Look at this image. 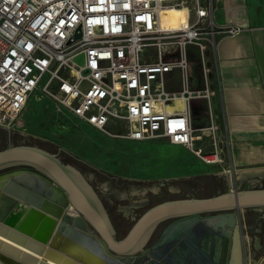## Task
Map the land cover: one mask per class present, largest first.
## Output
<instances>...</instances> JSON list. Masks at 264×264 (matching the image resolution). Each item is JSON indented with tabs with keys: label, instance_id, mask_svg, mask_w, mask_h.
Wrapping results in <instances>:
<instances>
[{
	"label": "built area",
	"instance_id": "obj_1",
	"mask_svg": "<svg viewBox=\"0 0 264 264\" xmlns=\"http://www.w3.org/2000/svg\"><path fill=\"white\" fill-rule=\"evenodd\" d=\"M216 1L0 0V126L18 130L41 91L59 113L111 135L163 138L205 164L224 162L211 59L248 25L238 10L218 20ZM195 99L206 100L208 125H196ZM217 133L205 152L198 141Z\"/></svg>",
	"mask_w": 264,
	"mask_h": 264
},
{
	"label": "water",
	"instance_id": "obj_2",
	"mask_svg": "<svg viewBox=\"0 0 264 264\" xmlns=\"http://www.w3.org/2000/svg\"><path fill=\"white\" fill-rule=\"evenodd\" d=\"M14 165L29 166L0 172V223H11L8 234H17L27 245L34 240L38 249L45 247L44 257L53 247L66 251L67 243L85 244L86 252L65 256L79 264H85L89 252L106 264H231L236 230L243 233L238 211L264 208V188L233 187L211 196L168 199L148 208L119 237L98 194L78 169L29 144L0 149V168ZM14 209L23 210L17 220L10 218ZM223 238L228 240L225 254ZM3 250L0 264L30 263ZM45 263L41 259L34 264Z\"/></svg>",
	"mask_w": 264,
	"mask_h": 264
},
{
	"label": "rangeland",
	"instance_id": "obj_3",
	"mask_svg": "<svg viewBox=\"0 0 264 264\" xmlns=\"http://www.w3.org/2000/svg\"><path fill=\"white\" fill-rule=\"evenodd\" d=\"M215 62L212 57V77L216 80ZM194 65L195 85H200L202 65L197 57ZM41 94V91H36L33 95L23 112L19 122L22 126L18 130L0 126V149L15 144L35 145L56 154L78 169L98 194L119 237H123L148 208L164 200L211 196L233 187L264 188V177L255 174L243 176L231 165L228 143L224 162L214 166L204 165L187 147L173 145L163 138L133 141L92 127L70 114L59 113L51 98L42 96L39 99ZM216 111L219 114L218 123L223 126L219 135L224 132L227 137L220 106ZM209 123L205 122L204 125ZM108 131L121 132L118 127H109ZM216 140L219 142L218 133L199 140L198 144L209 153L215 149ZM225 140L229 142L228 137ZM20 166L29 165L7 166L0 168V172ZM231 175L237 179L234 186ZM249 212L252 221H255L257 215L250 210ZM251 228L255 230L251 231L249 228L244 232L249 237V246L244 251L252 264H262L264 225L254 222ZM0 234L33 249L34 243L27 245L26 240L16 234H8L2 227ZM34 250L41 253V249ZM90 254H87L89 258ZM47 257L56 256L48 254ZM58 262L72 264L63 259Z\"/></svg>",
	"mask_w": 264,
	"mask_h": 264
},
{
	"label": "crops",
	"instance_id": "obj_4",
	"mask_svg": "<svg viewBox=\"0 0 264 264\" xmlns=\"http://www.w3.org/2000/svg\"><path fill=\"white\" fill-rule=\"evenodd\" d=\"M216 3L218 20H224L233 10H238V15L246 21L248 27L235 37L223 39L218 45L215 58L217 73L215 83L218 94L214 98V112L219 118L216 109L220 106L229 139L228 152L231 165H234L243 176L255 174L263 178L264 0H217ZM192 105L195 113L200 116L196 121L197 126L210 122L205 99H195ZM199 162L208 165L201 160ZM232 180L237 183L234 176L231 178V183ZM249 210L257 215L255 221H252ZM238 215L243 226V251L241 250L239 263L252 264L249 255L246 257L244 251L245 247L249 246V237L244 232L249 228L251 231L255 230L251 228L254 222L264 225V208H247L238 211ZM227 243V238H223V253L226 252ZM233 245L234 242L232 253Z\"/></svg>",
	"mask_w": 264,
	"mask_h": 264
},
{
	"label": "bare ground",
	"instance_id": "obj_5",
	"mask_svg": "<svg viewBox=\"0 0 264 264\" xmlns=\"http://www.w3.org/2000/svg\"><path fill=\"white\" fill-rule=\"evenodd\" d=\"M178 14H180V13H178ZM227 171H229V170L227 169ZM69 209L71 212L77 213V211L72 206H70ZM21 211L23 212L22 209H20L19 211L17 209H14L11 213L10 218L12 220L19 219V217L21 216L20 214L22 213ZM3 224H5L6 226H4ZM3 224L0 223V227L6 229L7 232L9 231V227H12V225H10L11 223L10 224L9 223H3ZM11 234H15V233H11ZM18 234H20V233H18ZM26 242H27V240H26ZM31 243H34V245L32 247L33 249H37L36 247L39 246L38 242H34V240ZM67 245H68V248H66V251L59 250V249L53 247V250L51 249L49 251V254H52L56 257L48 258V257H44V254L42 253V250H43V248L45 249V247L41 248V253H39V252H36L35 250L33 251V249H31V248H27L26 246L21 245L18 242L0 234V247L1 248L4 247V250H3L4 253H10L8 251H12V253L14 254L13 256L15 258H17L18 260H26V262L29 261L32 264H34L35 261H36V263H38L41 259H45V261H46L45 264H61L58 262L60 259L61 260L65 259L64 261H68L72 264H79V262H77V260H71L70 258H65V256L67 255L68 257L69 256L72 257V255H76L79 252H81V253L86 252L87 251L86 245L85 244L80 245L77 242H70V243H67ZM241 246L242 245H241V241L239 238V234L236 231L235 238H234V245H233V253H232L233 254L232 257H233L234 262L232 261L231 264H240L239 259H240L241 254H242L241 250H243ZM13 251H15V252H13ZM90 253H91L90 258H89V256H87L86 258H84L82 260V263H85V264H106L105 259H103L99 255H97V253H94V252H90Z\"/></svg>",
	"mask_w": 264,
	"mask_h": 264
},
{
	"label": "flooded vegetation",
	"instance_id": "obj_6",
	"mask_svg": "<svg viewBox=\"0 0 264 264\" xmlns=\"http://www.w3.org/2000/svg\"><path fill=\"white\" fill-rule=\"evenodd\" d=\"M237 231V230H236ZM238 232V231H237ZM157 234V233H156ZM236 234V233H235ZM239 234V233H238ZM235 238V236H234ZM239 238H240V241H241V245H242V249H243V237H242V234L240 235L239 234ZM243 251V250H242Z\"/></svg>",
	"mask_w": 264,
	"mask_h": 264
}]
</instances>
